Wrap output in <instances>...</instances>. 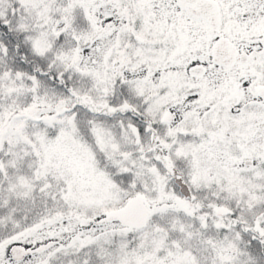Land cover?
<instances>
[{
  "label": "snow or ice",
  "instance_id": "6c2138e0",
  "mask_svg": "<svg viewBox=\"0 0 264 264\" xmlns=\"http://www.w3.org/2000/svg\"><path fill=\"white\" fill-rule=\"evenodd\" d=\"M0 264H264V0H0Z\"/></svg>",
  "mask_w": 264,
  "mask_h": 264
}]
</instances>
